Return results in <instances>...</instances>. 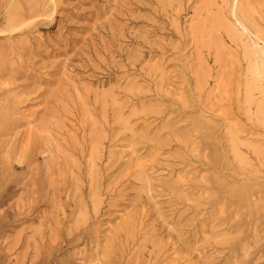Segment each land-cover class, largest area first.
Wrapping results in <instances>:
<instances>
[{"label":"rangeland","instance_id":"rangeland-1","mask_svg":"<svg viewBox=\"0 0 264 264\" xmlns=\"http://www.w3.org/2000/svg\"><path fill=\"white\" fill-rule=\"evenodd\" d=\"M0 264H264V0H0Z\"/></svg>","mask_w":264,"mask_h":264},{"label":"bare ground","instance_id":"bare-ground-1","mask_svg":"<svg viewBox=\"0 0 264 264\" xmlns=\"http://www.w3.org/2000/svg\"><path fill=\"white\" fill-rule=\"evenodd\" d=\"M236 1V0H235ZM234 7H235V4H234ZM236 8V7H235ZM235 14H236V12H235ZM220 18V17H219ZM247 24V23H246ZM254 26V25H253ZM251 27V26H250ZM255 27V26H254ZM231 28V27H230ZM236 29V28H235ZM255 29V28H254ZM247 30V29H246ZM256 33V32H255Z\"/></svg>","mask_w":264,"mask_h":264}]
</instances>
